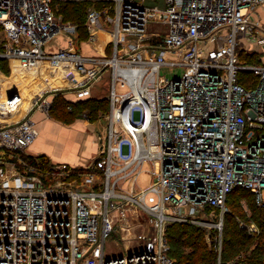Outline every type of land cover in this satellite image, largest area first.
Instances as JSON below:
<instances>
[{
    "label": "built area",
    "instance_id": "1",
    "mask_svg": "<svg viewBox=\"0 0 264 264\" xmlns=\"http://www.w3.org/2000/svg\"><path fill=\"white\" fill-rule=\"evenodd\" d=\"M0 24V58L66 81L31 104L0 89V264H176L169 224L216 228L221 254L228 194L245 187L264 208V0H112L85 23L89 39L109 36L104 55L80 52L77 25L56 17L52 0H0ZM57 33L69 45L48 50ZM244 69L255 77L248 87ZM104 76L109 109L92 162L30 154L44 94L86 98ZM115 231L124 252L107 255Z\"/></svg>",
    "mask_w": 264,
    "mask_h": 264
},
{
    "label": "trees",
    "instance_id": "2",
    "mask_svg": "<svg viewBox=\"0 0 264 264\" xmlns=\"http://www.w3.org/2000/svg\"><path fill=\"white\" fill-rule=\"evenodd\" d=\"M52 2L57 14L65 21L77 25L80 39L83 41L89 38L85 24L89 7L94 4L103 9L102 7L111 4L112 0H53ZM242 57L251 62L257 60L256 53H246ZM7 62V58H0L1 67L4 68ZM252 78L255 77L251 71L241 70L239 81L243 85L250 86ZM56 109L59 110L56 116L64 120L70 121L79 116L96 119L94 116L98 112L100 116L106 114L109 100L96 95L78 99L63 98V95H59L49 112L52 115L56 114ZM34 156L44 163L49 161L44 153ZM242 199H246V207L241 203ZM226 203L229 210L224 215L221 254L217 248V240L213 237L208 240L205 231L199 226L186 222H174L168 225L169 253L175 258L176 264H226L232 259L235 261L238 254L244 256L242 264H264V208L259 207L253 194L242 186L234 188L228 194ZM237 216L245 219L246 223L240 224ZM251 221L257 224L258 232L251 233L248 230L247 225Z\"/></svg>",
    "mask_w": 264,
    "mask_h": 264
},
{
    "label": "crops",
    "instance_id": "3",
    "mask_svg": "<svg viewBox=\"0 0 264 264\" xmlns=\"http://www.w3.org/2000/svg\"><path fill=\"white\" fill-rule=\"evenodd\" d=\"M148 1L163 4V0ZM98 32V38L105 36V43L108 42L109 36L105 35L103 31ZM102 48L103 45L99 49ZM50 79L53 78L49 77ZM54 79L57 80V78ZM9 81L11 85H8ZM57 81L66 82L62 78ZM34 82V77H10L1 88L2 94L4 96L9 90L16 88L20 91H26ZM69 92L76 96L74 92ZM74 99H78V97L76 96ZM32 118L36 122L39 133L28 147L30 154L44 153L54 162H67L79 167L91 163L97 156L99 146L96 139V131H98L96 123H91L88 119L81 118L73 124L64 125L59 121L50 119L48 112L39 109L33 111Z\"/></svg>",
    "mask_w": 264,
    "mask_h": 264
},
{
    "label": "rangeland",
    "instance_id": "4",
    "mask_svg": "<svg viewBox=\"0 0 264 264\" xmlns=\"http://www.w3.org/2000/svg\"><path fill=\"white\" fill-rule=\"evenodd\" d=\"M52 6H53V2H52ZM92 7L100 8V7L94 6V4H92V6L89 7L87 12ZM106 7H107V4H105L102 8L105 9ZM53 10H54V13H55L56 17H61L62 18L61 15L56 13L54 6H53ZM62 20H64V19L62 18ZM87 33H88V35L90 34L88 28H87ZM4 34L5 33L3 32L2 28H1V30H0V44H1V41L3 40ZM105 39H106V37L103 36V37L95 39V40L84 39L82 41L80 39V36H79V41L76 44V46L79 48V50H80V52L82 54L104 55L103 52H100L101 50L99 48H100V46H102L105 43V41H106ZM66 45H69L68 37L65 34H63V33H57L51 38V40L47 41V43L45 45V48L50 50V49H55V48H58L60 46L62 47V46H66ZM2 70H3L4 75H5L4 77H8V76H9L8 78L14 77V76H12L13 72L15 71L14 61L8 60L7 64H5L4 68L2 67ZM181 70H182V67L164 66V67H162L161 72H162V74H168L169 76H174V75L179 74L181 72ZM47 72H50L49 68L47 69ZM15 78H17V77H15ZM35 78H38V77H35ZM8 85H11L10 81H9ZM31 85L33 86V84H31ZM63 85H64V83H63ZM109 86H110L109 85V77L108 76H104L103 79H101L98 83L94 84V88H95L94 95L99 96V97H106L108 99L107 95H108V91H109ZM49 87H51V84H50ZM69 91L70 90L67 89V88H61V89L58 90V94H54L53 92H50V91H48V92H46L44 94V98H47L49 100L48 115H49L50 119L55 120V121H59V122L63 123L64 125L73 124L74 122H76L77 120H79L81 118L88 119L89 122L97 124L96 127H98V129H97L98 131L103 130L104 127H105V124H106V117H105L106 114L100 116L99 112H98V114L96 116H94V117H96V119H89V118H86L85 116H79V117H75L72 120L68 121V120H64L62 118L60 119V118H58L59 116H56V115L59 114V113H56V112L59 111L58 109L55 110L56 114L52 115L51 112H49V110L52 107V105H53V103H54V101H55L57 96L63 95V98H68V99H74L76 97L75 95H73ZM62 117L63 118H69V117H65V116H62ZM96 139H97V131H96ZM142 167H143V172L140 174V176L138 178V183L141 186H144V185L148 184V170L150 169V163L146 161V162L143 163ZM241 203L244 204V207L247 206L246 199H242ZM228 210H229V207H228L227 211ZM237 219L239 220L240 224H245L246 223L245 219L241 218L240 216H237ZM247 221H250V220H247ZM195 225L199 226L201 229H203L205 231V236L207 237L208 240L211 239L212 237L215 239V237H217L219 235V233H218L216 228H213V227H211V228L210 227L209 228L208 227H202L201 225H197V224H195ZM223 227H224V224H223ZM222 235H223V232H222ZM120 236H121L120 232L115 231L112 234V236H110V238L107 239L106 251H105V253L107 255L116 254L117 252H124V249H123L124 244L121 241ZM238 255H237V257L235 256L236 259L240 258V256H242L240 254H238ZM231 261H227L226 264H232L233 261L232 262Z\"/></svg>",
    "mask_w": 264,
    "mask_h": 264
},
{
    "label": "bare ground",
    "instance_id": "5",
    "mask_svg": "<svg viewBox=\"0 0 264 264\" xmlns=\"http://www.w3.org/2000/svg\"><path fill=\"white\" fill-rule=\"evenodd\" d=\"M14 64H15V71L13 72L14 77H34L35 82L33 83V86H29V88L26 91H20L17 88L16 89H12V90H18L21 95L26 99V102L28 104H31L32 100L37 98V96L40 95V93L47 87L50 86H59L60 84H62V81H57L56 79H50V80H46L44 75H37V74H32V73H28V72H24L19 68V65L17 63L16 60H13ZM9 77V76H8ZM8 77H4L0 80V88L3 87V85L5 84V82L7 81ZM38 77V78H35ZM50 78H52V76H50ZM11 90H9L7 93H9ZM3 95V94H2Z\"/></svg>",
    "mask_w": 264,
    "mask_h": 264
},
{
    "label": "water",
    "instance_id": "6",
    "mask_svg": "<svg viewBox=\"0 0 264 264\" xmlns=\"http://www.w3.org/2000/svg\"><path fill=\"white\" fill-rule=\"evenodd\" d=\"M16 92H17V90H11V91L9 92V94H10V96H13Z\"/></svg>",
    "mask_w": 264,
    "mask_h": 264
}]
</instances>
